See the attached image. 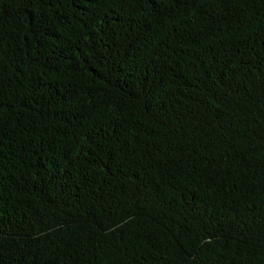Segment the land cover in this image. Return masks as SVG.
I'll use <instances>...</instances> for the list:
<instances>
[{
	"label": "trees",
	"instance_id": "obj_1",
	"mask_svg": "<svg viewBox=\"0 0 264 264\" xmlns=\"http://www.w3.org/2000/svg\"><path fill=\"white\" fill-rule=\"evenodd\" d=\"M0 264H264V0H0Z\"/></svg>",
	"mask_w": 264,
	"mask_h": 264
}]
</instances>
